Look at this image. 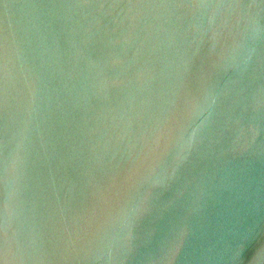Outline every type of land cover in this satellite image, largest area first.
Returning a JSON list of instances; mask_svg holds the SVG:
<instances>
[{"label":"water","instance_id":"obj_1","mask_svg":"<svg viewBox=\"0 0 264 264\" xmlns=\"http://www.w3.org/2000/svg\"><path fill=\"white\" fill-rule=\"evenodd\" d=\"M0 264H264V0H0Z\"/></svg>","mask_w":264,"mask_h":264}]
</instances>
